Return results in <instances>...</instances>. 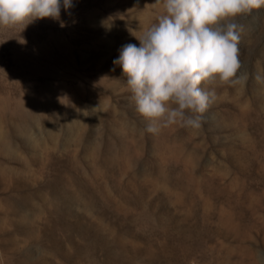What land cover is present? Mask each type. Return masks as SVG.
I'll list each match as a JSON object with an SVG mask.
<instances>
[{"label":"rangeland","instance_id":"1","mask_svg":"<svg viewBox=\"0 0 264 264\" xmlns=\"http://www.w3.org/2000/svg\"><path fill=\"white\" fill-rule=\"evenodd\" d=\"M72 3L0 27V264H264V7L246 83L153 135L113 61L162 4Z\"/></svg>","mask_w":264,"mask_h":264},{"label":"clouds","instance_id":"2","mask_svg":"<svg viewBox=\"0 0 264 264\" xmlns=\"http://www.w3.org/2000/svg\"><path fill=\"white\" fill-rule=\"evenodd\" d=\"M158 2L163 13L137 38L139 46L124 45L113 64L126 77L136 111L147 121V133L159 134L172 125L198 130L218 99L216 90L204 85L246 83L247 74H238L244 30L240 18L264 7V0ZM72 6V0H0V27L58 20L61 8Z\"/></svg>","mask_w":264,"mask_h":264},{"label":"bare ground","instance_id":"3","mask_svg":"<svg viewBox=\"0 0 264 264\" xmlns=\"http://www.w3.org/2000/svg\"><path fill=\"white\" fill-rule=\"evenodd\" d=\"M259 264V263H258Z\"/></svg>","mask_w":264,"mask_h":264}]
</instances>
